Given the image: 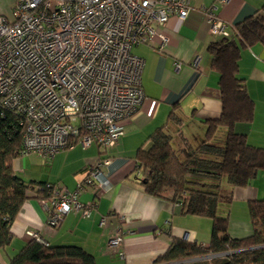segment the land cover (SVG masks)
Wrapping results in <instances>:
<instances>
[{
    "label": "crops",
    "instance_id": "crops-1",
    "mask_svg": "<svg viewBox=\"0 0 264 264\" xmlns=\"http://www.w3.org/2000/svg\"><path fill=\"white\" fill-rule=\"evenodd\" d=\"M14 1L0 0V16L9 21ZM189 6L191 12L185 21L172 17L159 29L168 38L162 50L149 45L132 49V54L144 62L141 87L145 98L137 112L123 121L124 135L117 145L107 150L96 145L88 148L75 145L49 161L34 155L40 165L26 168L22 164L33 154L13 162L17 175L28 176L25 181L53 184L73 192L92 167L107 159L104 173L108 182L101 188L86 187L79 195L81 203L96 202L88 217L71 212L55 231L47 225V209L34 198V191H29V198L11 224L10 244L0 250V264H7L24 246L28 240L26 231L36 232L49 246L82 248L94 257L95 264H153L173 238L207 245L210 220L184 215L178 204L145 194L133 181L135 156L141 146H147L148 137L165 126L173 105L179 106L185 122L182 134L188 138L202 135V122L220 116L218 76L210 70L207 53L208 45L220 38L209 34L207 19L199 11L211 9L227 23L231 36L238 23L260 12L264 0H229L224 4L217 0H189ZM153 40L156 42L157 38ZM175 64H179L178 70ZM238 65V77L244 81L254 103V118L251 123L236 124L233 130L245 135L251 146L264 148V43L242 48ZM225 190L230 188L226 186ZM231 192L227 233L232 239H241L252 231L248 203L264 200V171L247 186L232 188ZM46 206L51 208L49 202ZM117 231L122 235V243L117 251H111L107 243Z\"/></svg>",
    "mask_w": 264,
    "mask_h": 264
},
{
    "label": "built area",
    "instance_id": "built-area-1",
    "mask_svg": "<svg viewBox=\"0 0 264 264\" xmlns=\"http://www.w3.org/2000/svg\"><path fill=\"white\" fill-rule=\"evenodd\" d=\"M190 12L189 0H15L12 20L0 16V110L18 120L21 157L33 154L49 161L75 145L103 150L117 145L123 121L145 98L144 62L132 49L149 45L162 50L168 38L159 29L172 17L185 21ZM199 13L206 17L210 35L229 37L227 23L211 9ZM108 163L103 159L92 167L73 192L47 186L50 199L41 203L51 230L71 212L91 214L96 202L84 204L78 198L86 187L107 185ZM25 236L48 245L34 231ZM121 243L117 231L107 246L117 251Z\"/></svg>",
    "mask_w": 264,
    "mask_h": 264
},
{
    "label": "trees",
    "instance_id": "trees-1",
    "mask_svg": "<svg viewBox=\"0 0 264 264\" xmlns=\"http://www.w3.org/2000/svg\"><path fill=\"white\" fill-rule=\"evenodd\" d=\"M258 43H264V6L238 23L231 36L207 47L210 70L218 76L220 116L202 122V135L188 138L183 135L185 122L179 106L173 105L165 126L156 129L147 146L136 152L133 181L145 194L178 204L184 215L211 222L207 245L173 238L153 264H264V200L248 203L250 235L232 239L227 233L231 189L247 186L264 171V148L251 146L245 135L233 130L236 124L251 123L254 118V103L238 77V62L242 48ZM21 151L17 118L0 110V250L10 244L11 224L29 198L28 192L34 191L39 201L48 200L47 186H54L25 181L13 171ZM219 254L224 255L197 260ZM7 264H95V259L76 246H43L31 239Z\"/></svg>",
    "mask_w": 264,
    "mask_h": 264
},
{
    "label": "rangeland",
    "instance_id": "rangeland-1",
    "mask_svg": "<svg viewBox=\"0 0 264 264\" xmlns=\"http://www.w3.org/2000/svg\"><path fill=\"white\" fill-rule=\"evenodd\" d=\"M9 16H11V12H9ZM22 165H24L25 168L29 165H40V160H38V158H36L34 155H31V156H28L25 158L24 163ZM19 177H21L23 180H29L27 175H19ZM194 261H196V260H194ZM189 262H191V261H187V263H189ZM179 264H184V262H181ZM209 264H214V262H211Z\"/></svg>",
    "mask_w": 264,
    "mask_h": 264
}]
</instances>
